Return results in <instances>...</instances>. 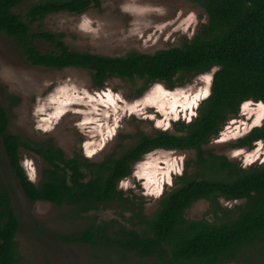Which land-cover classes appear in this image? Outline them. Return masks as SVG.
<instances>
[{
	"label": "trees",
	"instance_id": "1",
	"mask_svg": "<svg viewBox=\"0 0 264 264\" xmlns=\"http://www.w3.org/2000/svg\"><path fill=\"white\" fill-rule=\"evenodd\" d=\"M25 1L0 0V33L16 40L34 65L90 69L97 87H104L111 76H119L140 79L139 93L155 82L174 88L183 79L217 68L211 93L201 101L191 121L174 122L175 132H140L122 154L100 162L84 156L68 157L53 143L33 146L23 142L10 132L8 110L0 103L2 148L29 200L71 205L82 214L113 202L132 208V225L96 220L71 235H60L61 240L104 249L108 255L118 251L126 262L135 254L153 264H227L234 260L264 264V161L245 167L206 148L245 102L264 103V0H190L208 17L192 39L153 54L132 51L122 57L75 50L62 33H34L31 29V24L49 14H83L101 6V0H39L27 9V21L15 12ZM37 39L54 49L42 52ZM259 141H264V123L241 137L237 146L253 149ZM22 146L35 151L46 163L38 183L29 178L22 164ZM158 149L193 151L195 157L149 217L142 205L134 206L119 185L132 175L135 163ZM222 199L244 202L227 207ZM201 200L209 202L213 220L186 217V211ZM20 226L11 190L1 186L0 264H20Z\"/></svg>",
	"mask_w": 264,
	"mask_h": 264
},
{
	"label": "rangeland",
	"instance_id": "2",
	"mask_svg": "<svg viewBox=\"0 0 264 264\" xmlns=\"http://www.w3.org/2000/svg\"><path fill=\"white\" fill-rule=\"evenodd\" d=\"M37 1L26 0L15 12L25 19L27 9ZM207 20L205 10L190 0H101V6L91 7L83 14H49L31 24V29L34 33H62L67 45L75 50L122 57L132 51L153 54L181 46ZM36 45L42 52L54 49L40 39ZM216 70L183 79L174 88L155 82L142 93L140 79L119 76H111L104 87H97L90 69L34 65L16 40L0 33V103L8 110L10 132L33 146L53 143L68 157L84 156L92 162L122 154L137 141L140 132H175L174 122L191 121L201 101L211 93ZM176 102L177 106H172ZM242 107L206 148L247 167L264 161V141L255 143L253 149L240 148L237 142L264 123V119L260 121L264 106L262 102L248 101ZM21 157L29 178L38 183L45 161L24 146ZM194 157L193 151L155 150L134 164L132 175L120 183L119 189L126 192L136 208L142 205L145 214L152 217L164 193L173 188L176 178L187 170V163ZM1 186L11 190L12 204L21 221L17 235L20 264H153L135 254H130L126 262L118 251L108 255L104 249L59 239L60 235H71L96 220L132 225V208L113 202L82 214L67 204L32 202L11 171L0 137ZM221 201L227 207L244 202ZM209 206L206 200L198 201L186 211V217L213 220ZM227 264L249 263L234 260Z\"/></svg>",
	"mask_w": 264,
	"mask_h": 264
},
{
	"label": "bare ground",
	"instance_id": "3",
	"mask_svg": "<svg viewBox=\"0 0 264 264\" xmlns=\"http://www.w3.org/2000/svg\"><path fill=\"white\" fill-rule=\"evenodd\" d=\"M177 102H180V101H177ZM177 102H176V103H174L172 106H174V107H175V106H177V104H178ZM262 105L264 106V103H263V102H262ZM242 108H243V107H242ZM262 114H263V118H262V119H260V121H261V122H262V120L264 119V111H263V113H262ZM257 122H259V121H257ZM257 124L259 125V123H257Z\"/></svg>",
	"mask_w": 264,
	"mask_h": 264
},
{
	"label": "flooded vegetation",
	"instance_id": "4",
	"mask_svg": "<svg viewBox=\"0 0 264 264\" xmlns=\"http://www.w3.org/2000/svg\"><path fill=\"white\" fill-rule=\"evenodd\" d=\"M64 153H65V151H64ZM96 153V152H95ZM36 183V182H35ZM33 202V201H32ZM53 204V203H52ZM14 207V206H13ZM15 209V208H14ZM17 214V213H16ZM19 217V216H18ZM19 220H20V218H19ZM20 224H21V221H20ZM20 230V229H19ZM18 235V234H17ZM58 237V236H57ZM59 239H61L60 237H58Z\"/></svg>",
	"mask_w": 264,
	"mask_h": 264
}]
</instances>
